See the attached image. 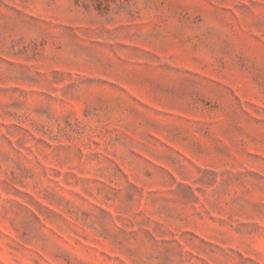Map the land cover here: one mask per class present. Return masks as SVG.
<instances>
[{"label": "rangeland", "instance_id": "1", "mask_svg": "<svg viewBox=\"0 0 264 264\" xmlns=\"http://www.w3.org/2000/svg\"><path fill=\"white\" fill-rule=\"evenodd\" d=\"M0 264H264V0H0Z\"/></svg>", "mask_w": 264, "mask_h": 264}]
</instances>
